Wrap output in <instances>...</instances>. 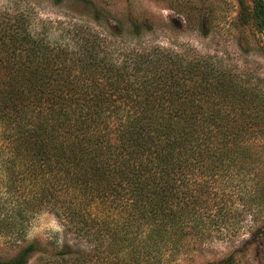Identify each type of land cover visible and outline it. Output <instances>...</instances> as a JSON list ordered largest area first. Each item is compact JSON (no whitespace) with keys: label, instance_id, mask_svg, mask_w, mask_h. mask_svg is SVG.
I'll return each mask as SVG.
<instances>
[{"label":"trees","instance_id":"obj_1","mask_svg":"<svg viewBox=\"0 0 264 264\" xmlns=\"http://www.w3.org/2000/svg\"><path fill=\"white\" fill-rule=\"evenodd\" d=\"M67 1L103 23L93 0ZM243 13L264 36V1ZM30 14L0 12V235L18 248L0 264H179L213 229L235 237L243 212L260 219L263 94L208 55L126 46L109 22L51 42ZM44 212L90 249L28 242Z\"/></svg>","mask_w":264,"mask_h":264},{"label":"rangeland","instance_id":"obj_2","mask_svg":"<svg viewBox=\"0 0 264 264\" xmlns=\"http://www.w3.org/2000/svg\"><path fill=\"white\" fill-rule=\"evenodd\" d=\"M93 1L102 10L99 15H106L103 23L94 22V10L67 0L60 5H54L53 0H0V12H31L34 30L55 43H66L72 37L79 38L90 28L99 30L102 35H109L111 30L105 25L109 22L111 27L119 28V40L126 46L152 44L182 53L191 54V51L208 55L222 67L237 73L264 97V36L251 20L245 24L243 16V12H251L253 0ZM135 20L141 24L137 36L132 27ZM261 160L264 162V152ZM5 198L6 195H3L2 199ZM235 203L242 208L238 199ZM263 215L264 211L255 223L249 213L243 212L244 225L235 237L222 238L220 231L213 229L207 239L189 244L188 257L175 259V262L215 264L232 255L233 264H264V246H259L260 239L251 236L258 226H262ZM24 234L28 242H37L40 248L52 242L59 247L68 244L82 251L90 249V244L67 231L61 221L49 212L35 216ZM247 239L256 241L243 246ZM13 240L12 237L0 235V260L16 254L18 248ZM123 256L128 259L126 255ZM40 257L34 254L27 264H42Z\"/></svg>","mask_w":264,"mask_h":264}]
</instances>
